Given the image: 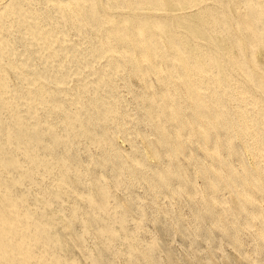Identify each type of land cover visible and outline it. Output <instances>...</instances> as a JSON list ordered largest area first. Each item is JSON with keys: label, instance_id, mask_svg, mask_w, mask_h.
<instances>
[{"label": "bare ground", "instance_id": "6f19581e", "mask_svg": "<svg viewBox=\"0 0 264 264\" xmlns=\"http://www.w3.org/2000/svg\"><path fill=\"white\" fill-rule=\"evenodd\" d=\"M157 1L0 0V264H160L138 206L160 195L187 197L193 244L264 264V81L241 36L264 4L235 2L236 31Z\"/></svg>", "mask_w": 264, "mask_h": 264}, {"label": "rangeland", "instance_id": "374dc122", "mask_svg": "<svg viewBox=\"0 0 264 264\" xmlns=\"http://www.w3.org/2000/svg\"><path fill=\"white\" fill-rule=\"evenodd\" d=\"M158 1H157V3H159V5L165 9H171V8L176 9V8H180V7L193 6L194 10H192V13H196L199 9L203 8V6L206 7V5H208V7H209L208 9H210V10L214 9L215 11L217 10L216 12H222L223 14H227L225 17H223V19L221 20V23H223L224 26H231V28L233 30L237 31V29H236L237 27L234 26L235 25L234 23H236V20H232L230 17V14H235V15L237 14L235 2L240 1V0H177V1L176 0H172V1L171 0H162V1L158 0ZM160 2H161V4H160ZM260 2H261V4H264V0H261ZM144 6H146V5H144ZM254 9H255L254 11L257 14V20L259 19L258 21H260L259 16H261V14L264 13V5L262 8H254ZM257 9L258 10L260 9V10L258 11ZM261 10L263 11V13ZM246 27H247V29L245 30V33L244 34L242 33L241 36L249 35L248 36L249 38L252 37L249 53L252 55L251 59L254 61L253 63L254 64L256 63L254 68L256 69V71L258 70L257 72L259 73V75H261V74L263 75L262 79L264 81V69H263L264 68V29L262 31H260V29H258L259 33L255 32V34H256L255 35L254 31H252V29H248L249 26H246ZM213 32H214V34L213 33L211 34L212 39L216 40L217 42L223 39V43L224 44L226 43L224 36H223V33L219 32V31H213ZM251 32H253V33H251ZM250 33L253 36H250ZM232 51L235 53L237 52V50L235 48H233ZM253 63H251V66L253 65ZM244 81L245 80H243V82ZM244 83L246 86H248L249 84H250L249 86L253 85L252 82H249V84H246L248 82L245 81ZM130 84H132L133 87L136 86V88H137L139 86V81L137 78L133 77L130 79ZM258 94L260 95L261 93H258ZM115 138L117 139L116 141H117L118 145H120L124 148L128 147V145L125 144V141L121 137L117 136ZM85 143L88 144V145L86 144V147H90L87 149H89L91 151L95 152L99 148L96 143L91 142L92 145H89L90 142H85ZM138 143L145 150V152L147 153V156L150 157V154L148 153V151H146L147 148H146V145H144L145 143L143 141H140V140H138ZM93 144H96V146ZM123 144H125V145H123ZM93 146H95V147H93ZM40 180H42V178ZM138 187H139V185H138ZM138 189H140V188H138ZM169 200H170V202H172L171 204L169 203L167 198H164L162 195H160V197H158V202H159V204L162 202V204H160L159 209L156 208L155 207L156 205H154V204H152L154 207L153 206L151 207L149 198L144 199V201L142 203L143 206L138 204V206H141L142 209L145 206V208L143 210V213H145L144 218H143L144 219L143 223L145 224V226H144V229L142 230V233H140V236L143 237L144 239H147V238L151 239L152 243H153V237L154 238H155V236L157 237L154 239L157 242V244L154 241L155 244L153 243V246L156 245L154 248L156 253H154V254H156L155 256H157L156 257L157 260L159 259L158 261L160 264H250L246 261L241 260L238 257L237 252H235L236 250L232 248V245L225 238L222 237L220 239V236L217 232H215V234H214V232L211 234L213 239L211 238L208 242L204 241L203 239L200 240V238H198L197 241H199V242H197L196 244H193L192 240L194 239V236L193 235L191 236V234H193L192 231L195 228H194V225L192 226V224H191V223H194L193 221H191L193 218L192 217L190 218V216L188 215L190 213V207L188 206L189 202H188L187 197L183 195L182 198H174V200L173 199H169ZM144 204H148L149 206L144 205ZM173 207H174V209H173ZM161 208H163V209H161ZM156 209H157V211H156ZM166 209H168V210H166ZM150 210H151L152 214H151ZM172 210L175 211L176 214L177 213L184 214V212H185V214H184V215H186V216H184L185 221L186 222L188 221L186 224L188 225V223H189V226L192 227V228H190L189 226L187 227L188 228V231H187L188 235L187 236H182L181 233L177 230L178 227L175 226L177 224V219H176L177 215ZM180 211H182V212H180ZM154 212L155 213L157 212L156 213L157 215ZM171 213H172V217H171V215H169ZM165 214H167L168 216L167 215L164 216ZM153 215H155V216H153ZM173 215L175 218L173 217ZM154 217H155V221H154ZM204 220L202 221V225H203V226H201L202 229H200L201 233H202V231H204V229L208 228V225H209V220H207V219H204ZM186 224L185 223L183 224V226H185V228L187 226ZM206 225H207V227H206ZM204 227H206V228H204ZM187 228H186V230H187ZM189 232H191V233H189ZM242 239L245 241V250L250 254L252 252V244L250 242V240H251L250 232L249 233L246 232L245 234H243ZM211 243H215V244H212L210 246ZM87 244H91V238H89ZM118 244L121 245L119 241H118ZM208 245L210 246V248ZM159 246H160V248H159ZM120 247L123 248L122 245ZM156 249L159 252H157ZM114 259H115L114 264H126L124 262V256L122 254L120 256L117 255L116 257H114ZM255 262H252V264H259L258 262H256V263ZM82 264H85V263H82Z\"/></svg>", "mask_w": 264, "mask_h": 264}]
</instances>
